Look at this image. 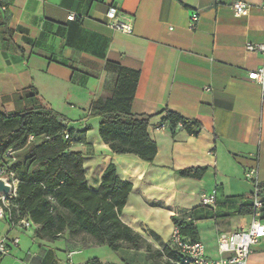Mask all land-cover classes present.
<instances>
[{
    "label": "crops",
    "instance_id": "crops-1",
    "mask_svg": "<svg viewBox=\"0 0 264 264\" xmlns=\"http://www.w3.org/2000/svg\"><path fill=\"white\" fill-rule=\"evenodd\" d=\"M236 1L5 0L7 9L0 10V104L14 109L33 87L50 109L83 113L68 126L78 139L71 150L84 156L89 187L99 189L111 164L133 184L120 218L151 249L124 246L116 252L120 259L108 264H155L154 253L171 264L163 251L174 216L193 219L211 259L223 257L221 234L251 223V214L238 213L250 205L255 188L246 172L257 170L264 182V84L249 78L264 68V52L246 47L264 45V0H241L248 5L242 16L234 13ZM110 8L130 20L132 34L108 26ZM194 14L199 20L191 29ZM108 61L140 70L132 112L152 117L148 133L158 146L152 163L114 153L100 137V118L86 117L94 101L112 94ZM165 110L199 120V135L179 126L173 132ZM192 167L207 172L202 179L177 174ZM214 192L216 203L204 205L202 195ZM33 239L38 248L24 264H105L89 236L47 241L33 233ZM248 264H264V239Z\"/></svg>",
    "mask_w": 264,
    "mask_h": 264
},
{
    "label": "trees",
    "instance_id": "trees-1",
    "mask_svg": "<svg viewBox=\"0 0 264 264\" xmlns=\"http://www.w3.org/2000/svg\"><path fill=\"white\" fill-rule=\"evenodd\" d=\"M105 68L115 76L112 94L94 101L90 111V116L100 118V137L114 153L133 154L152 163L158 153V146L148 133L152 117L132 112L140 70L111 61ZM24 92L18 97L25 105L24 110H10L0 104V171L13 173L17 180L16 197L11 198L13 215L30 219L37 225L34 237L47 241H55L67 232L70 238L87 235L96 245L114 252L124 246L151 249L120 218L133 184L122 180L116 165L111 164L102 175L99 189H91L83 154L71 150L72 143L78 140L74 129L44 103L33 87ZM164 113V122L173 132L181 124L189 134L199 135L202 128L199 120L170 110ZM66 134L69 139L65 138ZM10 150L13 156L8 158ZM206 172L205 167H192L177 174L182 178L202 179ZM258 196L263 200L264 220V182L258 183ZM251 213L252 201L242 206L238 214ZM172 220L185 240L200 241L193 219L174 216ZM163 252L169 259L178 258L170 243ZM89 264L100 261L93 259Z\"/></svg>",
    "mask_w": 264,
    "mask_h": 264
},
{
    "label": "built area",
    "instance_id": "built-area-1",
    "mask_svg": "<svg viewBox=\"0 0 264 264\" xmlns=\"http://www.w3.org/2000/svg\"><path fill=\"white\" fill-rule=\"evenodd\" d=\"M0 10L6 11L7 6L5 0H0ZM264 3V2H263ZM264 6V5H263ZM236 16L246 15L248 12V5L244 1H236L233 5ZM108 19V26L116 31L125 34L133 33V26L130 20L125 17L118 9L110 8L106 14ZM69 20H74L75 15H70ZM199 20L198 14L192 15L190 21V28L194 29ZM248 51L264 52V45L255 46L253 44L247 45ZM250 79L256 80L264 84V68L250 73ZM208 90V89H207ZM65 124H68L65 122ZM182 127L181 124L178 125ZM164 127V126H163ZM69 139V134L65 135ZM34 138L30 137V141ZM13 152H7V157L11 158ZM0 177H6L8 183L12 186V192L9 196H0V219L7 222L10 230L20 227L24 230L37 228V225L26 217L20 215L14 216L12 213L13 204L12 197H16L17 180L14 179L13 173L0 171ZM246 177L254 182L255 188L252 194V213L251 223L247 229H241L232 233H223L218 240V251L223 256L220 259H211L207 256L206 247L201 241L190 242L185 240L181 235L180 229L174 227L170 246L177 252L178 258L169 259L171 264H248L249 257L252 253L253 247L256 246L262 239H264V220L262 219L263 200L258 196L259 176L257 170H250L246 172ZM202 203L204 205H214L216 203V192L211 195H202ZM20 245L19 238H9L8 235L0 233V264L6 257L11 255L12 249ZM29 255L31 253L29 252Z\"/></svg>",
    "mask_w": 264,
    "mask_h": 264
},
{
    "label": "rangeland",
    "instance_id": "rangeland-1",
    "mask_svg": "<svg viewBox=\"0 0 264 264\" xmlns=\"http://www.w3.org/2000/svg\"><path fill=\"white\" fill-rule=\"evenodd\" d=\"M24 103H22L21 101H18L15 105V109L17 111H21L24 110ZM70 106V105H68ZM60 107V106H59ZM56 105V108H59ZM65 108L64 106L61 107L60 109H56L58 111H55L57 114H59L60 116H62V118H64L66 123H69L70 125L73 124L72 122L77 123L80 122V116L79 114H83L81 112H73L76 110H66L63 109ZM79 113V114H78ZM86 114V113H84ZM86 117L89 118L91 117L90 115L86 114ZM95 117H91V119H93ZM69 119V120H68ZM0 233L3 235H8L9 238H19L20 240V245L18 247H14L12 249L11 255L9 257H6L3 260V264H24L23 263V259L26 257V255L31 251V252H35V250L38 248V242H35L33 239V229H29V230H24L20 227L17 228H13L12 230H10L7 222L3 219H0ZM68 235V233H64L63 236L64 237ZM87 236L83 235V234H79L77 235L75 238L80 239L79 242L84 241ZM82 238V239H81ZM85 243H82V245H84ZM96 251L100 257L103 259V261L105 262V264L114 262V259H120V255H118L116 252L110 250L109 248H107L106 246H99L98 248H96ZM151 252V251H149ZM155 256V264H166L164 262V260L159 257L158 255H156V253L153 254Z\"/></svg>",
    "mask_w": 264,
    "mask_h": 264
},
{
    "label": "water",
    "instance_id": "water-1",
    "mask_svg": "<svg viewBox=\"0 0 264 264\" xmlns=\"http://www.w3.org/2000/svg\"><path fill=\"white\" fill-rule=\"evenodd\" d=\"M12 192V186L8 183L6 177H0V196H9Z\"/></svg>",
    "mask_w": 264,
    "mask_h": 264
}]
</instances>
